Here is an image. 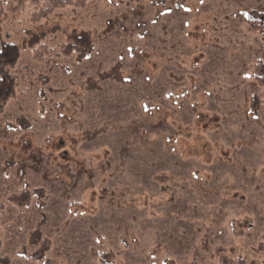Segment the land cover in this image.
<instances>
[{"label":"rangeland","instance_id":"374dc122","mask_svg":"<svg viewBox=\"0 0 264 264\" xmlns=\"http://www.w3.org/2000/svg\"><path fill=\"white\" fill-rule=\"evenodd\" d=\"M177 2L0 23V46L20 48L0 114V264H43L32 230L51 264H264V32L238 17L264 0ZM52 26L87 34L90 56L32 62L23 45Z\"/></svg>","mask_w":264,"mask_h":264},{"label":"trees","instance_id":"16d2710c","mask_svg":"<svg viewBox=\"0 0 264 264\" xmlns=\"http://www.w3.org/2000/svg\"><path fill=\"white\" fill-rule=\"evenodd\" d=\"M99 0H0V23L9 22L16 25H22L23 20L31 23L39 22L49 17L57 10L71 8L72 10H83L89 5ZM177 4L181 6L182 0H177ZM243 21L250 24L253 28L264 32V12L259 10L243 11L238 13ZM59 27L51 28L40 33L29 35L28 30L25 31L29 38L23 45L31 49L30 59L35 64L49 66L50 69L59 67L60 60L63 58L76 56V61L81 62L87 59L93 51V43L87 34H72L63 39L58 34ZM20 56V48L11 42H4L0 46V114L4 113L8 107L10 100L15 95L16 79L12 73ZM61 69V66H60ZM253 79L258 85L264 86V61L258 60L253 73ZM43 85L48 84V77H38ZM49 89H51L49 87ZM40 96L45 95V91L39 93ZM255 103V101H252ZM19 128H29V122L20 116L16 118ZM39 194H42L39 189ZM18 197L26 200L29 198V192L24 191ZM39 230H32L29 234V242L34 245L37 242L41 246L33 251L31 258L38 261L43 260V264H51L48 259L44 258L43 253L49 250V239L41 237ZM0 239V248H1ZM48 245V246H47ZM106 254H99V260L103 264ZM221 264H248L244 259L237 258L232 260L225 256H220ZM190 264H195L194 262Z\"/></svg>","mask_w":264,"mask_h":264}]
</instances>
